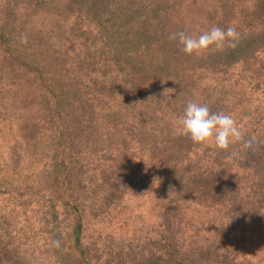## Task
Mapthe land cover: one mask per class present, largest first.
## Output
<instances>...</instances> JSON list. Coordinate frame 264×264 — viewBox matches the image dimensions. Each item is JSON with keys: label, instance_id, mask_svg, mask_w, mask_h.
I'll return each instance as SVG.
<instances>
[{"label": "rangeland", "instance_id": "rangeland-1", "mask_svg": "<svg viewBox=\"0 0 264 264\" xmlns=\"http://www.w3.org/2000/svg\"><path fill=\"white\" fill-rule=\"evenodd\" d=\"M66 1L42 0L40 7H24L0 0V250L11 258L1 259L0 264L81 260L86 264H152L161 235L167 231L168 218L161 220L165 212L171 215L176 210L183 218L181 227L174 228L175 242L179 235L193 232L185 227L186 221H200L210 213L205 207H186L180 201L176 207H163V199L141 191L140 169L130 164L127 153L116 158L109 146L105 151L111 129L105 120L106 106L91 99L107 87L104 74L109 67L102 74L92 60L98 55L108 58L105 44L112 46L113 41L92 37L99 29L92 20L84 35H75L58 6ZM118 4L126 15L130 6L162 5L180 24L198 30L197 36L216 25L236 24L242 37L249 33L255 41L243 44L245 50L231 65L235 81L226 82L234 91L224 102L241 96L247 98L245 107L255 103L250 98L264 104V36L259 32H264V0H119ZM109 12L113 20L118 19L113 7ZM55 60L65 66H49ZM207 66L195 61L190 72L218 81L222 77L219 65ZM61 71L64 79L66 75L81 77L76 92L85 93L86 100L79 96L74 102L79 114L77 130L66 113L59 115L54 108L50 89ZM85 73L89 78L83 79ZM83 83L85 92H81ZM82 103L89 107L86 113L80 109ZM91 110L92 120L86 122ZM128 178L134 187L128 185ZM241 179L246 182L245 177ZM73 209L79 214L76 226L80 229L72 228ZM209 232L206 226L195 233ZM249 233L264 237V226H252ZM152 242L157 248H152ZM258 254L264 264V247Z\"/></svg>", "mask_w": 264, "mask_h": 264}, {"label": "trees", "instance_id": "trees-1", "mask_svg": "<svg viewBox=\"0 0 264 264\" xmlns=\"http://www.w3.org/2000/svg\"><path fill=\"white\" fill-rule=\"evenodd\" d=\"M118 1L67 0L64 5H58L64 12L62 19L68 22L67 26L73 29L75 33L70 30L75 35H84L92 20L98 23L99 29L91 36L113 41L112 46L105 44L108 58L98 55L92 60L96 68H101L102 74L109 67L104 74L107 87L103 91L97 90V94L93 93L94 100L91 99L106 106L105 120L111 129L105 151L109 146V152L116 158L127 153L130 164L140 169L141 191L146 196L163 199V207H176L180 201L186 207H205L210 213L200 221H186L185 227L192 228L193 232H189L188 236L179 235L180 240L175 242L174 228L181 227L182 217L176 210L171 215L165 212L166 216L162 215L161 220L168 218L164 223L167 231L161 235V247L158 246L156 258L151 263L262 264V256L258 252L264 247V237H252L249 230L252 226H264V104L258 98H250L248 100L255 103L245 107L243 103L247 98L241 96H233L229 103L224 102L234 91L227 83L235 81L231 65L236 62L241 50H245L243 44L252 45L255 39L246 33L244 37L240 35L235 48L195 58L202 66L219 65L222 77L216 82L209 81L203 73L190 72L195 61L186 57L178 40L169 39L173 33L183 31L194 34L198 30L193 27L190 30L180 24L173 14L163 10L162 5L152 4L150 8L130 6L126 15L123 6L117 5ZM17 5L40 7L42 0H13V6ZM110 7L116 10L117 20H113ZM121 14L124 18L119 19ZM159 15L162 16L153 22L152 18ZM235 27L240 32L236 24ZM259 32L264 36V32ZM56 60L49 66H65ZM59 60L66 64L62 58L59 57ZM62 72L56 75L53 85L50 83L54 108L59 115L66 113L77 130L79 114L74 102L79 96L86 100V96L76 92V82L81 77L75 79L66 75L64 79ZM86 78H89L88 73L83 75V79ZM201 79L205 81L200 83ZM83 85L81 92H85L86 83ZM102 86H105L104 83ZM190 99L207 104L212 112L231 114L242 128L245 139L256 138L252 147L227 159V154L215 146L202 149L189 137L180 134L177 118ZM87 108L88 105L80 104L82 112L86 113ZM92 110L86 122L92 120ZM242 177H245V183ZM154 178H159L160 183L153 184ZM127 182L134 187L131 178ZM50 207L53 206L48 209ZM76 211L73 209L75 220L72 228L80 226H76L79 219ZM157 214L160 216V210ZM227 219L231 222L224 227ZM206 226L210 230L208 234L195 233L198 228ZM150 245L157 248L155 242ZM1 259L11 261L7 252L0 250ZM70 264L86 262L81 260Z\"/></svg>", "mask_w": 264, "mask_h": 264}, {"label": "clouds", "instance_id": "clouds-1", "mask_svg": "<svg viewBox=\"0 0 264 264\" xmlns=\"http://www.w3.org/2000/svg\"><path fill=\"white\" fill-rule=\"evenodd\" d=\"M169 39L178 40L186 55L199 58L209 52L235 48L241 36L235 26L226 29L213 26L198 36L181 31L170 34ZM22 42H26V37H22ZM176 123L180 134L189 137L193 144L199 145L202 149L215 146L227 154V159L251 148L256 139L255 137L245 139L242 128L231 114L212 112L207 104L196 100L190 99L186 102L183 113L177 118ZM156 182L160 183V179L154 178L153 184ZM230 222L227 219L224 227Z\"/></svg>", "mask_w": 264, "mask_h": 264}]
</instances>
